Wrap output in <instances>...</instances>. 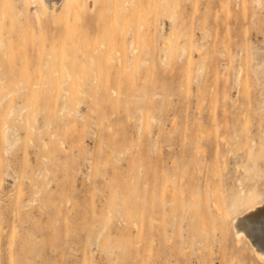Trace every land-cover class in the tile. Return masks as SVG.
<instances>
[{"label": "rangeland", "instance_id": "obj_1", "mask_svg": "<svg viewBox=\"0 0 264 264\" xmlns=\"http://www.w3.org/2000/svg\"><path fill=\"white\" fill-rule=\"evenodd\" d=\"M77 1L0 0V264H264V0Z\"/></svg>", "mask_w": 264, "mask_h": 264}, {"label": "bare ground", "instance_id": "obj_2", "mask_svg": "<svg viewBox=\"0 0 264 264\" xmlns=\"http://www.w3.org/2000/svg\"><path fill=\"white\" fill-rule=\"evenodd\" d=\"M46 4H51L52 2H54L55 3V1L56 2H58V1H60V0H43ZM72 1V3H73V11L75 12V13H77V9L79 8V3H78V1L77 0H71ZM133 2V1H132ZM131 2V3H132ZM165 2V1H164ZM130 3V4H131ZM133 4V3H132ZM35 6V5H34ZM120 6H121V4H120ZM120 8V7H119ZM122 8V7H121ZM110 10V9H109ZM108 10V11H109ZM110 12H111V10H110ZM130 28V27H129ZM124 29V28H123ZM129 30V29H128ZM130 31V30H129ZM133 42V44H132V46H131V48H132V50H133V53H134V55L136 54V52L137 51H139L138 50V46L136 45V43H135V41H132ZM166 47V51H167V55H168V53H169V51H168V45H166L165 46ZM95 63V62H94ZM146 66V65H145ZM148 72V71H147ZM144 80V79H143ZM145 81H146V79H145ZM145 84V82H143V85ZM264 204V201L263 202H261V203H258V204H256V205H254V206H252L251 207V209L248 211V212H246L245 214H242V215H240L239 217H237L236 218V220L234 221V226H235V231H236V234L238 235V236H242L243 234H248V232H249V227H250V225H251V223H252V219L253 218H256L257 216H259V215H261V212L263 211L260 207L262 206ZM262 221V220H261ZM257 245V244H256ZM257 251H258V254H259V256L260 257H263L264 258V248H262V247H260V246H258L257 245Z\"/></svg>", "mask_w": 264, "mask_h": 264}]
</instances>
